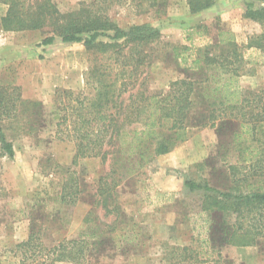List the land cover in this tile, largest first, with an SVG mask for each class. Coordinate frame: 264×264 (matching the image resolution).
<instances>
[{"label": "rangeland", "instance_id": "obj_1", "mask_svg": "<svg viewBox=\"0 0 264 264\" xmlns=\"http://www.w3.org/2000/svg\"><path fill=\"white\" fill-rule=\"evenodd\" d=\"M91 1L53 3L61 13H70ZM248 3L218 0L212 9L192 14L185 0H171L141 15L128 7L116 8L111 14L121 27L147 24L162 34L157 60L149 70L148 85L153 92L166 91L172 82L184 79L179 65L188 66L199 49L211 46V56L228 52L229 47L218 45L222 36L233 37L245 60L255 62L246 65L243 75L231 83L248 94L264 88V54L247 49L249 39L262 30L245 18ZM259 6L255 3V8ZM6 13L7 6L0 2V86L19 88L23 100L40 106L36 115L29 111L3 125L15 155L0 153V264H21L14 248L28 239L36 222L48 245L98 236L91 256L98 264H171L172 248L190 239L200 264H264V239L256 247L226 246L214 251L208 216L201 207L203 193L191 192L184 184L186 178L191 179L212 188L214 196L215 192L264 191V172L254 173L244 169L248 165H239V149L229 135L221 137L217 128L209 126L192 128L188 145L182 148L189 157L188 168L178 167V157L162 155L132 179L124 175V169L113 167L107 155L74 164L75 143L57 139V124L65 106L93 95L86 88L85 74L97 56L81 44L60 39L41 46L46 35L39 30L6 31L1 21ZM236 164L240 169L233 177L230 166ZM113 168L117 172L112 173ZM103 177L106 180L101 183ZM104 189L110 199L103 196Z\"/></svg>", "mask_w": 264, "mask_h": 264}, {"label": "trees", "instance_id": "obj_2", "mask_svg": "<svg viewBox=\"0 0 264 264\" xmlns=\"http://www.w3.org/2000/svg\"><path fill=\"white\" fill-rule=\"evenodd\" d=\"M170 1L92 0L76 11L61 13L53 0H0L7 6L1 21L6 31L44 32L41 46H51L60 39L63 43L81 44L97 56L85 74L86 88L93 95L65 106L57 124V139L75 143L74 164L107 155L113 167L124 169V175L132 179L156 158L185 143L192 128L209 126L217 128L221 137L230 136L239 149L241 167L248 165L244 169L264 172V158H260L264 153V88L248 94L233 88L231 83L243 75L246 65L255 63L245 60L234 38L221 36L218 40L219 46L230 48L221 56H211V46L199 49L188 66L179 65L184 79L172 82L166 91L153 92L148 85L149 70L157 60L156 47L163 42L162 34L147 24L121 27L111 14L116 8L128 7L141 15L165 7ZM185 1L192 14L210 10L218 2ZM249 1L245 18L262 30L249 39L247 49L264 54V0ZM255 3L260 6L255 8ZM174 53L177 60L176 48ZM183 63H187L186 58ZM39 106L37 102L23 100L19 88L0 86V153L15 155L4 123H12L29 111L36 115ZM107 146L109 150L105 151ZM239 169L238 164L230 166L233 177ZM113 172L117 170L113 168ZM105 180L103 177L100 182ZM185 186L191 192L203 193L201 207L208 216L214 251L226 246L256 247L264 239L261 188L248 193L215 192L214 196L212 188L191 179L186 178ZM107 193L105 189L102 192L110 199ZM62 200L66 202L64 192ZM42 229L36 222L28 239L15 246L21 264H98L91 259L98 236L48 245ZM198 254L191 246H177L168 257L171 264H200Z\"/></svg>", "mask_w": 264, "mask_h": 264}, {"label": "crops", "instance_id": "obj_3", "mask_svg": "<svg viewBox=\"0 0 264 264\" xmlns=\"http://www.w3.org/2000/svg\"><path fill=\"white\" fill-rule=\"evenodd\" d=\"M218 3V2H217ZM216 3V4H217ZM188 142H185V143H183V144H181L177 149V151H172L171 153H169V154H167V156L168 157H172L171 155H173V156H176V157H178L179 159H181V160H177V163H178V167L179 168H188L189 166V160H188V156L186 157V154H185V152H184V150L182 149L185 145H188L187 144ZM185 144V145H184ZM181 148V149H180ZM183 155V156H182ZM200 161H201V159H200ZM200 163V162H199ZM203 163L204 164H206L207 163V158L205 159V161H203ZM199 165H201V164H199ZM185 181H186V179H185ZM185 184V183H184ZM180 245L182 246V247H185V246H190L191 245V239H190V243L187 241H183V242H180Z\"/></svg>", "mask_w": 264, "mask_h": 264}]
</instances>
